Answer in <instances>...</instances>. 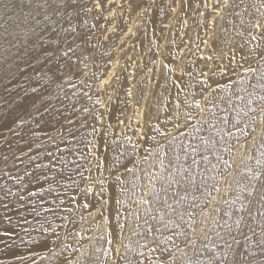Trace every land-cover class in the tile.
<instances>
[{
    "label": "bare ground",
    "instance_id": "obj_1",
    "mask_svg": "<svg viewBox=\"0 0 264 264\" xmlns=\"http://www.w3.org/2000/svg\"><path fill=\"white\" fill-rule=\"evenodd\" d=\"M131 2L132 0H99L97 7V0H76L79 7L62 10L63 19L59 15L50 14L52 22L46 26L42 22L45 30L42 39L35 42V47L25 40L26 50L38 56V59H29L27 63L19 59L13 62L12 57L19 54L17 48L21 45L18 41H14L16 47L6 44L5 40L10 38L6 37L0 28V51L7 50L4 55H0V67L10 70L8 74L0 71V129L4 133L0 136V149H3L0 151V161L5 155H10L3 142L4 138L13 141V149L17 144L15 137L7 131L16 112L28 110L35 102L36 107L40 108L39 113H34L35 120L45 129L41 131L36 123H31L32 129L39 136L37 144L42 143L49 150L55 151L57 144L60 148H64V144L60 142L57 130L45 125L49 114L44 111L41 104L56 113L71 116V105L83 97L76 103V107L79 109L86 106L90 113H80L73 119L87 116L86 126L81 129L80 135L87 136L88 140L94 139L95 158L89 157L85 161L79 154L68 156L67 167L71 171L83 165V170L89 168L93 170L99 165L98 179L94 182H88L91 177L87 171H84L86 177L84 181H81L79 176L73 178L80 184L81 190L85 187L93 189L95 195L90 193L87 202L91 203L92 208L97 207V210H100L99 215L104 214V208L107 211L106 225L104 222L99 225L100 221L94 220L93 229H88V225L80 229V224L86 222L87 218L83 213L87 209L69 205L68 196L76 195L81 204L85 200L74 187L67 189L66 192L61 189V198L65 199L64 207L71 206L74 209V218L75 216L79 218V223L75 221L72 227L80 232L81 239L75 240L73 237L64 239L65 236H62L63 242L58 240L55 244L49 240L48 248L37 249L36 264L69 262L75 264L78 258L81 264H84V258H81L80 254L92 253L94 248L99 251L89 259L95 260L98 256L96 264H99L102 250L107 247L109 239H113L114 243L109 245L107 251L123 247L121 255L133 261V264L137 260H144L145 264H163L165 259L170 261L168 252L162 251L165 249L179 259L181 252L177 250V245L187 252L188 256L193 255L192 250L184 243V236L179 235L185 230L191 232L188 225L192 220L187 214L184 221H180L179 217L167 208L154 207L151 203L142 205L137 203L143 196L151 200V196H146L145 192L152 185L149 187L148 179L141 171L146 170L150 176L153 174L145 167L143 161L144 153L148 149L160 152V157L164 160L165 169L159 167V174L156 176H167L169 172L178 175L175 167L168 170V160L174 159V153L180 155L179 161H175L177 165L184 168L191 166L189 175L200 186V191L181 192L180 196L183 199L176 203L171 198L175 195L176 186L173 184L169 190V203L179 211H184L191 210L190 205L193 203L203 207L207 202L205 214L197 216L196 222L206 221L201 227L208 232V238L203 239L198 228L197 248L206 244L214 251L224 250V240L219 239L217 233L225 236L222 225L226 222L233 227L231 235L225 236V239L240 254L237 258L243 259L244 264H248L249 260L252 264H264V248L257 244L260 233L259 220H251L245 214V219L255 228L256 235H253L247 225L240 230L234 225V221L241 215L237 210L242 205L247 207V200L243 199L246 191L242 190L245 189L251 175L249 169L257 167V159L264 160L262 155L264 116L257 109L258 97L264 95V88L260 87V84L264 83L260 79L261 74H264V58L261 56L264 51V40H253L252 36L259 37V29L250 27V23L256 20L264 24L261 0H243V3L235 0L240 6L225 10L224 18L215 19V23L209 24L211 27H208V24L199 26L198 19L207 9L205 4H211L212 0H154V2L149 0L153 6L148 9L146 15L142 8L130 7ZM27 3L28 0H0V26L7 22L6 13L9 14L8 18L13 20L20 14L21 9L14 5ZM184 25H187L185 30ZM21 39L24 40V37L21 36ZM69 45L75 49V55L69 53L72 55V75L66 74L69 70L65 67L67 58L63 55ZM241 47L243 52L240 51ZM233 55L241 63H243L241 56L248 55L251 67L256 69V72L251 74L241 71V79H244L247 91H243L233 77L232 83L235 85L233 88L218 93L214 98V104H207L203 114L193 108L192 118L186 122L185 116L189 109L183 104L185 99L190 101L193 94H198L201 91V82L207 79L218 65L228 64ZM247 66L244 65L245 68ZM82 81H86L90 87H85ZM174 81L180 88L174 86ZM105 82H108L107 86ZM185 84L190 87H184ZM252 85L256 86L255 89ZM33 88L37 89L35 93L32 92ZM85 92L89 94L88 97H84ZM249 93L253 95L249 96ZM196 98L203 103L200 95ZM250 99L254 101L251 105L248 104ZM178 103L181 107L178 112H174L173 108ZM177 114L179 119H176ZM153 126L166 133L170 140L154 131L144 136L143 134L149 132ZM93 128L96 129L94 136ZM195 128L201 130L197 132ZM60 132L66 134L63 129ZM152 136H155V140H152ZM50 137H56V141L52 142ZM30 138L29 134L26 139ZM19 144L22 146L24 141H19ZM133 144L137 145L136 152L133 151ZM189 145L195 146L198 154L186 157L185 152L191 153ZM181 146L184 151L181 150ZM80 147L81 151H84L83 146ZM44 150L33 144L30 155L42 154ZM164 152H167L166 156ZM56 155L59 156L60 153L57 152ZM17 156L20 160L25 159L20 153H17ZM116 156H119L121 163L128 168L133 167L130 161L136 162L135 176L138 186L134 191L131 190V183L125 185L129 191L122 194L119 188L114 187L116 174L110 175L107 169L108 162ZM203 156H207L208 159L203 160ZM193 159L199 162L198 166L192 164ZM47 162L43 156L41 160L36 161ZM31 167L29 166V170ZM11 168H13L11 161L7 165L0 163V171L7 172ZM23 168L24 165L17 161L16 170H13L11 175L22 177ZM119 173L124 181H131L133 178L131 174L125 173L124 167L119 168ZM101 178L106 181L103 192L98 187ZM5 183L14 192L19 186L17 180L0 176V184ZM213 186L219 188V192L212 190ZM159 187L160 184L157 182V190ZM116 197L121 201L119 205L115 203ZM132 206L136 209L132 213H135L139 220L134 219L130 228L126 227L127 231L123 236V232L117 231L113 216H116L117 208L126 212ZM215 209L219 211H214ZM196 211H199V208ZM225 212L234 214L230 218L224 215ZM65 215L67 213L61 209L57 217L50 216V220L56 222ZM252 215L261 217V213L255 210ZM153 216L156 219H152ZM13 219L15 220V217ZM28 219L31 221L32 217L29 216ZM213 220L219 221V225L214 224ZM177 224L181 227H177ZM32 226L38 228L36 221H32ZM148 227L159 230L146 233ZM32 235L40 238L36 231H33ZM233 238L236 243H233ZM153 239L155 243L152 242ZM146 243L147 248L142 246ZM153 248L156 251H151ZM141 252L144 253V257L140 256ZM207 255L205 251L201 259H206ZM109 257L113 259L116 256L110 251ZM184 259L187 260V257ZM116 261L117 264H124L118 257Z\"/></svg>",
    "mask_w": 264,
    "mask_h": 264
},
{
    "label": "snow or ice",
    "instance_id": "obj_2",
    "mask_svg": "<svg viewBox=\"0 0 264 264\" xmlns=\"http://www.w3.org/2000/svg\"><path fill=\"white\" fill-rule=\"evenodd\" d=\"M240 3H243V0H240ZM96 6L99 7V0H97ZM152 6L153 3L149 2V0H132L130 3V7H135L137 9L142 8L145 15L147 14L148 9ZM239 6L240 4L235 3V0H212L211 9L214 17L218 16L220 19H223L225 10L238 8ZM14 7L21 9L20 14L13 20L9 19V14L6 13L5 20L7 22L3 23L0 28L3 29L4 35L10 38L5 40L6 44L10 45L11 47H16L14 41H18L21 45L20 48H17V53L19 54L12 57L13 62L19 59L24 60L27 63L29 62V59H38V56L32 51L26 50L25 40L28 44H32L35 47V42L42 39L43 31L45 30L42 27V22L43 25L46 26L48 23L52 22L51 16L57 15L63 19L64 17L62 15V10H66L67 8L77 9L79 5L76 3V0H28L26 5H14ZM205 7H208V5L205 4ZM260 7L264 8V0H261ZM25 8L27 11H25ZM210 23H215V18L211 20ZM250 27L253 29H259V37L252 36L253 40H264V24H262L259 20H256L255 22L250 23ZM73 31H75V29H73ZM21 36L24 37V40L21 39ZM258 47H260V45H258ZM6 51L7 50L0 51V55H4ZM240 51L243 52L242 47ZM69 53L75 55V49H73L71 45L68 46L63 55L67 58L65 61V67L69 70L66 74L72 75V55H69ZM248 55L241 56L243 63L237 61L235 55H233L229 59L228 64L222 66L218 65L212 71V74L207 76V79L201 82V91L198 94H193L190 101L187 98L185 99L183 104L189 109L185 116L186 122L192 118L193 108L199 110L200 113L203 114L206 111L205 106L207 104H214V98L218 93L225 92L233 88L235 86L232 83L233 77L236 78V83L240 85L241 89L243 91H247L245 81L244 79H241V71L249 74L256 72V69L252 68L251 64L249 63ZM261 56L264 58V51H262ZM245 64L248 65L246 68L244 67ZM0 71L8 74L10 70L0 67ZM216 77H219V79ZM260 79L264 81V74H261ZM82 83L85 87H90L86 81H82ZM105 83L107 86L108 82ZM173 84L175 87L180 88V85L175 81ZM213 85H215V87H213ZM184 87H190V85L185 84ZM252 87L255 89L256 86L252 85ZM260 87L264 88V83L260 84ZM36 91V88L32 89L33 93ZM205 93L208 95H204ZM83 95L84 97H88L89 94L85 92ZM197 95H200L203 98V103L201 100L196 98ZM252 95L253 93H249V96ZM25 96H27V93H25ZM82 98L83 97L78 98L76 103H79V100ZM241 99H243V97H241ZM258 100L259 103L257 109L259 113L264 116V95H260ZM98 102L99 101L97 100V103ZM253 102L254 101L250 99L248 104L251 105ZM76 103L71 105V116H64L63 113H56L55 111L49 109L46 105L41 104V107H43L44 111L49 114V119L45 121V125L48 128H55L57 130L59 140L64 144V148H60L59 144H57L55 151H52L46 148L42 143L37 144L39 136L36 131L32 129L31 123H36L37 127H40L41 131L45 129L44 127L40 126L39 121L35 120L34 113L40 112V108L36 107L35 102H33L28 110L16 112V115L12 120V124L8 125L7 127L8 133L15 137L17 144L15 149H13V141L9 140L7 137L4 138L3 142L6 146L7 152L10 153V155H5L0 163L7 165L9 161H11L13 168L8 169L7 172L0 171V176L5 177L6 179L17 180L19 186L14 192L7 186L6 183L0 184V264H36L35 253L37 249L48 248L49 240H51L53 244H55L58 240H60L61 243L63 242L59 234L56 232L55 227L52 226L50 216L51 218L57 217L59 211L63 209L67 215L60 217L62 220H67L69 223L75 224V219L74 209L71 206L64 207L65 199L61 198V189L66 192L67 189L74 187L75 190L79 192L85 200V202L81 204L76 195H70L68 196L69 205H77L84 209L92 207L91 203L87 202V197L90 193L94 196L95 192L91 187H85L81 190L80 184L73 178L74 176H79L80 180L84 181L86 179L84 171H87L90 174L92 171L91 168L82 171L81 169L83 168V165H79L70 171L67 167L69 163L67 159L68 156H75L79 154V156L85 161H87L89 157L95 158L94 139L88 140L87 136L80 135L81 129L86 126L87 116L85 115L81 119H73V117L78 116L80 113H90V109L86 106H82L78 109L76 107ZM180 107V103L176 104L173 108V111L178 112ZM257 109L252 110L257 111ZM57 116H59V118H57ZM41 119H43V116H41ZM176 119H179L178 114ZM167 120L168 118L166 117L165 122H167ZM225 122H227V118H225ZM13 125H15V127H13ZM185 126H187V123H185ZM61 129H63L66 134H61ZM194 130L199 132L201 129L195 128ZM153 131L156 134L167 138V134L162 133L160 129L155 126L150 128L149 132H146L143 135L148 136L149 133ZM29 134L31 135V138L26 139ZM92 134L93 136L96 134L95 128L92 129ZM3 135V130L0 129V136ZM78 136L79 139H77ZM49 139L52 142L56 141V137H50ZM152 140H155V136H152ZM19 141H24V144L21 146ZM33 144H36L38 148H44V152L42 154L38 153L36 155H30ZM81 145L83 146L84 151H81ZM132 147L133 151L136 152L137 145L133 144ZM189 147L191 148V153L185 152L186 157L187 155L198 154V149L195 146L189 145ZM181 150L184 151L183 146H181ZM0 151H3V149H0ZM57 152L60 153L59 156L56 155ZM17 153L25 156V159L20 160L19 156H17ZM85 153H87V155H85ZM163 154L166 156L167 152H164ZM41 156H43V158L48 162L36 163V161L41 160ZM149 157L158 159L159 167L161 169H165L164 160L160 157V152L153 149H148L144 153V161L148 162ZM179 159L180 155L178 153H174V159L170 158L168 160V170L175 167L178 175H172L171 172H169L167 176H150L146 170H141L144 173V177L147 178L152 185L145 192L146 196H151V200L141 197L137 203H151L154 207L159 206L161 208H167L169 211L175 213L179 217L180 221H184L185 214H187L192 220V222L188 225V227L191 229V232L185 230L182 233H179V235L184 236V243L192 250L193 255L188 256V253L181 250L177 245L176 247L177 250L181 252V257L178 259L171 253V251L167 249L162 250L167 251L168 255L171 257L170 261L165 259L163 264H244L243 259L237 258L240 254L236 252L233 248V245L229 244L225 239V236L231 235L233 227L232 225H228L226 222L222 225V227L225 229V236H221L220 233H217V237L221 240H224V250L218 249L214 251L206 244L202 245L200 248L196 247V233L198 228H200L203 239L206 240L208 238V232L201 227V225L206 221H200L199 223L196 222L197 216H202L205 214L204 209L207 207V202L203 207L193 203L190 205L191 210L184 211H179L177 208L173 207L171 203H169V190L172 188L173 184H175L176 188L175 195L171 198L176 203H179L180 200L183 199V197L180 196L181 192H188L190 190L200 191V186L197 185L195 180L189 175L191 166H189V168H184L183 166L177 165L175 161H179ZM202 159L206 161L208 157L203 156ZM17 161L24 165L22 177L19 175L13 177L11 175L12 171L16 170L15 164ZM130 162L133 163L132 168H128L125 164L121 163L119 156L113 157L112 160L108 162L109 166L107 170L110 175L113 173L116 174L114 187L119 188L121 194L129 191V189L125 187V185L128 183H131L132 191H134L138 186L135 176L137 164L134 161ZM192 164L198 166L199 162L193 159ZM256 165V168L249 169L251 175L248 178L245 189L242 190L246 191V196L243 197V199L247 200V207L242 205L241 208L237 210L239 213H241V215L236 221H234V225L238 230L247 225L249 230L253 232V235H256L255 228L245 219V214L251 220L258 219L260 233L257 244L259 247L264 248V218H262L264 217V160L257 159ZM29 166H32L31 170H29ZM151 166L155 167L154 164ZM120 167H124L125 173L132 175L133 178L131 181L122 180L121 174L119 173ZM65 181H71V183L66 184ZM94 181V177L88 179L89 183ZM157 182L160 184L158 190L156 188ZM105 183L106 181L103 178L98 181V187L100 188L101 192L104 191ZM45 184H47L46 188ZM212 190L219 192V188L215 186H213ZM201 194L203 195V193ZM10 197L12 199H10ZM57 201H59V203H57ZM115 203L118 205L121 203L119 197L115 198ZM46 205H54V207H47ZM197 208H199V211H196ZM254 210L260 212L261 217L253 216L252 213ZM214 211L218 212L219 209H215ZM233 214L234 213L232 212L224 213V215L229 216L230 218ZM116 215L119 216L118 208L116 209ZM131 215L135 220H139V217L136 216L135 213H132ZM29 216L32 217L31 221L28 219ZM13 217H15V220ZM81 219H83L82 215ZM152 219L156 218L153 216ZM161 219H163V217H161ZM32 221H36L38 228L32 226ZM145 223H147V220H145ZM213 223L219 225L220 222L213 220ZM25 225H28V227L26 228ZM45 225H48V227H45ZM165 226L167 227V225ZM176 226L181 227L180 224H177ZM116 227L119 232H122L124 225L118 223ZM29 229H31V231ZM158 230L159 229L153 227H148L146 229V233H152ZM33 231L37 232L38 236L40 237L39 239H37V236L32 235ZM25 237H27V239H25ZM53 237H55V239H52ZM66 238L67 234L64 239ZM145 239H148L146 234ZM152 242L155 243V240L153 239ZM107 243L112 245L114 241L113 239H109ZM233 243H236L235 238H233ZM142 246L147 248L148 244L146 243ZM97 251H99V249L94 248L92 253L82 252L80 257L84 258V264H96V261L99 260V257L97 256L95 260H90L89 257L95 255V252ZM110 251L114 252L118 258L122 259L124 264H133V261L127 259L126 256L121 255L119 248L110 249ZM151 251H156V249L153 248ZM205 251L208 253L207 258L201 259V257L205 254ZM104 255L107 256L108 252H105ZM140 256L144 257V253L141 252ZM184 257H187V260H185ZM110 258L111 257H109V259ZM146 259L147 257H145V260ZM69 264H73V262H69ZM75 264H81L80 258L77 259ZM112 264H117V261H112ZM135 264H145V261L137 260ZM248 264H252V261L249 260Z\"/></svg>",
    "mask_w": 264,
    "mask_h": 264
},
{
    "label": "rangeland",
    "instance_id": "obj_3",
    "mask_svg": "<svg viewBox=\"0 0 264 264\" xmlns=\"http://www.w3.org/2000/svg\"><path fill=\"white\" fill-rule=\"evenodd\" d=\"M212 4V3H211ZM211 4H208L207 3V5H208V7H206L207 9H205L206 11L204 12V14H202L200 17H199V19H198V21H199V26H205V24H208V27L210 26L211 27V25H209V24H213V23H210V21L211 20H213L214 18L215 19H217V18H219L218 16H216V17H214V14H213V12H212V9H211ZM193 11H195V9L193 10ZM208 12V13H207ZM210 12V13H209ZM197 15V14H196ZM191 24V23H190ZM187 28V25H184V27H183V30H185ZM161 49V48H160ZM159 49V50H160ZM164 54V53H163ZM144 55V54H143ZM162 55V54H161ZM107 100V99H106ZM167 140H170L169 138H167ZM151 159V160H150ZM157 160V161H156ZM144 161V160H143ZM152 161V162H151ZM145 162V161H144ZM148 163V164H147ZM152 164H154L155 165V167H152L151 165ZM158 164V165H157ZM145 167H148L149 169H150V171H152L153 172V174L152 175H158L159 173H158V171H159V160L158 159H153L152 157H149V161L148 162H145ZM97 169H98V167L97 168H95V169H93L92 171H91V173H90V175H89V177H94L95 179H98V171H97ZM81 170H83V168L81 169ZM99 173H100V168H99ZM147 184L149 185V187L151 186V184H150V182H149V180H147ZM144 197V196H143ZM139 205H142L141 203H139ZM129 207V206H128ZM136 209L134 208V206H132V207H130V208H128V210H126V212H124L125 210L124 209H121V210H119V217L116 215V216H113L114 217V220H115V222H116V225L119 223V224H121V225H124V228L125 229H123V236L126 234V231H127V228L133 223V220H134V218L133 217H131L130 215V213H132L133 211H135ZM104 214H101V215H99V213H100V210H97V207H94V208H92V207H90V208H88L83 214H85L86 215V222L85 223H81L80 224V229H82V228H84V227H87V225H88V229H93L94 227H95V223H94V220H98V221H100V224L99 225H101L103 222V224L104 225H106V218H107V211L105 210V208H104ZM120 213H122V214H120ZM124 213H126V214H124ZM102 217V218H101ZM115 217H117V218H115ZM75 221L76 222H78L79 223V218H78V216H75ZM51 224H52V226L53 227H55V229H56V232L59 234V236L60 237H62V236H66V234H67V238H71V237H73L75 240H80L81 239V234H80V232H78L76 229H74L73 227H72V224L71 223H69L67 220H62V219H60L59 221H56V222H51ZM65 225H66V227H65ZM45 227H48V225H45ZM100 227V226H99ZM127 227V228H126ZM130 228V227H129ZM128 228V229H129ZM116 229H117V227H116ZM125 230V231H124ZM50 231H51V229H50ZM118 231V230H117ZM119 232V231H118ZM120 233V232H119ZM86 234V233H85ZM83 238V237H82ZM53 239H55V237H53ZM106 246L107 247H105V249H103L102 250V254H101V256H100V258H101V261H99V264H106V262H107V264L109 263V262H112V261H116V259H117V256L115 257V258H113V259H109V256H110V250L109 251H107V249L108 248H110V246H109V244L108 243H106ZM119 250H120V253H121V251L123 250V247H120L119 248ZM105 252H108V255L106 256V255H104V253Z\"/></svg>",
    "mask_w": 264,
    "mask_h": 264
}]
</instances>
